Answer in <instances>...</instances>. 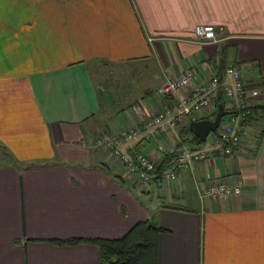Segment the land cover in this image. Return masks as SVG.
<instances>
[{"label": "crops", "instance_id": "crops-1", "mask_svg": "<svg viewBox=\"0 0 264 264\" xmlns=\"http://www.w3.org/2000/svg\"><path fill=\"white\" fill-rule=\"evenodd\" d=\"M196 24L216 40L196 39ZM230 63L264 103V0H0V264H98L95 245L49 239L116 238L139 219L162 228L156 264H264L263 118L231 154L143 184L174 205L143 204L92 144L172 104L157 91L166 77L188 69L193 86ZM106 67L115 80L100 87L91 72ZM149 134L129 144L157 164L177 139ZM217 179L240 180L239 193L199 196Z\"/></svg>", "mask_w": 264, "mask_h": 264}, {"label": "built area", "instance_id": "built-area-1", "mask_svg": "<svg viewBox=\"0 0 264 264\" xmlns=\"http://www.w3.org/2000/svg\"><path fill=\"white\" fill-rule=\"evenodd\" d=\"M193 35L199 41L216 40L215 31L210 25L196 24ZM215 71L205 73L193 86H190L192 75L188 69L166 77L157 87V91L171 94L172 104L163 105L147 113L139 123H134L119 133L100 131L92 138V144L106 149L130 175L146 184L156 174L155 161L148 154L132 151L129 142L139 136L151 139L150 129L157 133L169 132L173 137H177L179 125L189 119L206 117L212 112L215 97L220 93L225 108L232 110L229 112L228 121L218 127L208 145L203 144L206 139L197 143L180 141L170 159L171 167L161 172V177L168 181L175 174L191 172L198 163L210 158L215 150L222 154H230L232 147L239 142V121L250 113L248 107L250 98L256 96L260 90L244 79V72L238 64H227L223 76ZM158 148H161L160 144ZM155 181L159 182V179ZM239 191L240 180L228 183L224 179H217L204 185L199 196L215 199L236 195Z\"/></svg>", "mask_w": 264, "mask_h": 264}, {"label": "trees", "instance_id": "trees-1", "mask_svg": "<svg viewBox=\"0 0 264 264\" xmlns=\"http://www.w3.org/2000/svg\"><path fill=\"white\" fill-rule=\"evenodd\" d=\"M225 66L226 65H223L222 67L218 66L215 72L223 76ZM99 89L101 90L100 87ZM218 101H221L223 103L224 109L228 111L226 113V116L229 119V114H230L229 112H232V110L225 108L224 99L221 97L220 93H217L215 97V105L212 112L209 115H206V117H210L214 115L216 103ZM248 107L250 109V113L245 115V117L239 121V125H240L239 141L241 139L240 134H242L243 131L247 130L248 125L253 124L256 121H259V119L262 118L264 119V103L258 105L257 103H252L250 100ZM188 121L177 127V137H175L177 141L174 145V150L164 151L160 162L157 164L155 163L156 174L154 178L150 181L159 179L160 182L161 180H164L161 177V172L171 167L170 159L173 156L176 146L180 141L192 142V143L202 142L195 135H193L192 132L188 129L187 126ZM217 129L213 133H216ZM236 146L237 145L233 146L232 148L234 149L236 148ZM131 149L132 151H140L133 147H131ZM213 154L229 155L225 153L222 154L217 150H215ZM176 176H178V174H175L174 177ZM169 180L170 179H168V181ZM161 230L162 228L158 224L152 222L151 220L139 219L136 220L124 232V234L116 238L67 237L63 239H55V238L49 239V241L54 244H76L79 242H86L93 244L97 248L98 264H156V247H157L156 238L158 232Z\"/></svg>", "mask_w": 264, "mask_h": 264}, {"label": "rangeland", "instance_id": "rangeland-1", "mask_svg": "<svg viewBox=\"0 0 264 264\" xmlns=\"http://www.w3.org/2000/svg\"><path fill=\"white\" fill-rule=\"evenodd\" d=\"M128 66H130V65H128ZM107 67H109V66H107ZM107 67H106V69H103L102 71L99 70L98 68H94L91 72L93 80L100 87H102V84L107 83V82L109 83V86H110V85H112L111 81L115 80L114 79L115 78L114 71H112L110 68H107ZM116 67H119V66L117 65V66H115V68ZM105 93H107V92H105ZM116 100L117 101L113 103L115 108L118 107V99H116ZM210 117H212V116H210ZM227 121H228V117L225 114L220 119L218 127ZM254 129H256V128L254 127ZM245 132H247V130L243 131V134H245ZM243 134H242V136H244ZM212 136H213V132H208V134L206 136V140L203 142V144L208 145L209 140ZM242 136H241V139H242ZM242 141H243V139H242ZM242 141H240V143H242ZM8 160H10V157H8V156L4 157L3 155H0V163H5ZM127 181L129 182V188L133 189L138 194V196H139V198L143 204H147V205L152 207L155 202L156 203L164 202V203L173 204V205L181 203V201L176 199V198L173 201L172 200L171 201L163 200L160 196L157 195V188H159V186L156 187L155 185L150 184L148 186V189L146 190L147 191L146 192L143 190L144 188L142 187L143 184L141 182H137V181L134 182L132 179H127Z\"/></svg>", "mask_w": 264, "mask_h": 264}, {"label": "water", "instance_id": "water-1", "mask_svg": "<svg viewBox=\"0 0 264 264\" xmlns=\"http://www.w3.org/2000/svg\"><path fill=\"white\" fill-rule=\"evenodd\" d=\"M228 111L224 109L223 103L218 101L216 103L215 113L212 117H203L198 119H191L188 121V129L200 141H204L208 132H214L219 125L220 119Z\"/></svg>", "mask_w": 264, "mask_h": 264}]
</instances>
